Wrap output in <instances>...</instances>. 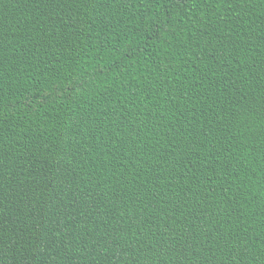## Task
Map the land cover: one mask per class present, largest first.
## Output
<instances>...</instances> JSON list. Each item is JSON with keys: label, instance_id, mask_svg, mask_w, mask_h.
I'll use <instances>...</instances> for the list:
<instances>
[{"label": "trees", "instance_id": "16d2710c", "mask_svg": "<svg viewBox=\"0 0 264 264\" xmlns=\"http://www.w3.org/2000/svg\"><path fill=\"white\" fill-rule=\"evenodd\" d=\"M0 264H264V0H0Z\"/></svg>", "mask_w": 264, "mask_h": 264}]
</instances>
